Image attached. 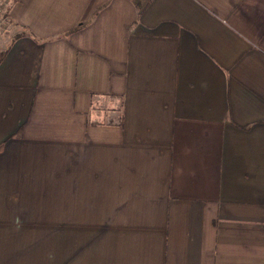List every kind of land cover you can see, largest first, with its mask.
<instances>
[{"label": "crops", "instance_id": "obj_1", "mask_svg": "<svg viewBox=\"0 0 264 264\" xmlns=\"http://www.w3.org/2000/svg\"><path fill=\"white\" fill-rule=\"evenodd\" d=\"M0 7V264H264V0Z\"/></svg>", "mask_w": 264, "mask_h": 264}, {"label": "rangeland", "instance_id": "obj_2", "mask_svg": "<svg viewBox=\"0 0 264 264\" xmlns=\"http://www.w3.org/2000/svg\"><path fill=\"white\" fill-rule=\"evenodd\" d=\"M7 26L3 25L2 27H0V32L1 34H4L5 31H8L7 30ZM110 98H107V97H100L99 99H97L95 101V105H94V112H99L100 114V118L102 119H105L108 115H109V111L108 109L113 106V104H117V101H113L112 100V103L110 102ZM116 106V105H114ZM111 109V108H110ZM47 256H53L52 255V249L51 248H48L46 247V260H52L53 258H49ZM46 264H53L52 262L50 263H46Z\"/></svg>", "mask_w": 264, "mask_h": 264}, {"label": "built area", "instance_id": "obj_3", "mask_svg": "<svg viewBox=\"0 0 264 264\" xmlns=\"http://www.w3.org/2000/svg\"><path fill=\"white\" fill-rule=\"evenodd\" d=\"M3 15H4L3 9L0 7V27H2V25L5 21V17Z\"/></svg>", "mask_w": 264, "mask_h": 264}, {"label": "trees", "instance_id": "obj_4", "mask_svg": "<svg viewBox=\"0 0 264 264\" xmlns=\"http://www.w3.org/2000/svg\"><path fill=\"white\" fill-rule=\"evenodd\" d=\"M2 148H3V145H0V150H2Z\"/></svg>", "mask_w": 264, "mask_h": 264}]
</instances>
